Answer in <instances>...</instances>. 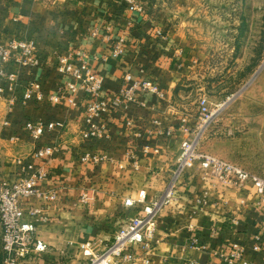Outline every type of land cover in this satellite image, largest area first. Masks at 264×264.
Here are the masks:
<instances>
[{"label": "crops", "instance_id": "crops-1", "mask_svg": "<svg viewBox=\"0 0 264 264\" xmlns=\"http://www.w3.org/2000/svg\"><path fill=\"white\" fill-rule=\"evenodd\" d=\"M242 2L235 6L240 14L230 27L234 34L223 42L231 48L225 57L202 50L208 45L197 44L190 34L186 39L176 18L164 20L169 12L152 10L149 1L140 14L129 12L124 0H0V45L17 38L33 41L48 62L32 72L18 70L23 80L43 84L45 101L17 105L10 125L0 126V147L10 146L3 150L0 181L15 180L18 156L54 149L52 156L31 159L48 172L42 188L57 196L53 203L38 204L45 218L38 223V235L49 245L40 264H82L101 254L126 220L155 204L160 206L149 251L152 264H232L235 246L242 259L233 264H264V201L255 185L222 182L201 163L181 167L183 144L195 138L200 124L198 99L191 95L206 85L211 101L223 100L231 90L240 95L222 119L224 127H232L230 132L210 133L206 142L240 143V164L235 165L264 177V57L249 58L248 51L254 31L264 24V0ZM207 7L197 0H174L173 8L181 13ZM121 41L126 52L115 59L111 52ZM77 52L92 58L94 72L104 77L107 97L130 85L126 76L131 75L153 81L165 98L140 91L137 97L145 106L127 105L107 121L89 124L88 98L74 94L68 88L72 77L57 70L61 56ZM220 62L240 63V69L246 62L255 66L235 82V72L226 73L227 68L216 65ZM56 95L61 101L52 104L49 98ZM71 97L77 107L69 104ZM6 109L0 103L2 117ZM25 118L60 121L65 129L35 141L23 134ZM102 127L108 138H83L86 130ZM16 136L19 143L13 141ZM87 157L90 162H84ZM98 158L105 159L96 163ZM127 200L134 205L126 206ZM84 243L90 244L88 252L79 249ZM143 246L135 244L131 252L141 257Z\"/></svg>", "mask_w": 264, "mask_h": 264}, {"label": "built area", "instance_id": "built-area-1", "mask_svg": "<svg viewBox=\"0 0 264 264\" xmlns=\"http://www.w3.org/2000/svg\"><path fill=\"white\" fill-rule=\"evenodd\" d=\"M153 0H124V4L129 12L144 13L147 10V2ZM158 36L164 37V32L158 30ZM126 48L124 41L118 42L112 52L111 57L122 58ZM38 54L33 41L17 38L11 40L6 45H0V101L6 103V117L4 126L10 125V115L13 114L17 105L26 106L31 101L44 102L45 90L40 82L23 80L18 70L32 72L35 68L47 65ZM15 68H17L15 70ZM57 70L64 76L72 77L73 81L68 84V88L74 94H83L88 98L86 104V119L89 124L95 120L107 121L109 116L118 108L127 105L145 106L138 99L140 91L153 93L158 98L164 99L165 92L151 80H136L131 75L126 76V81L130 84L120 90L118 94L107 97L104 93V77L94 72L92 58L85 52H77L68 56H61L58 59ZM52 104H59L61 96H51ZM72 107H77L76 97L68 99ZM199 119L200 125L197 129L202 131L204 127L212 123L215 119V112L211 109L209 98L202 95L199 99ZM131 125V122H129ZM65 123L60 121L42 122L31 118H25L22 123L23 134L35 141L41 140L44 136L55 131H63ZM106 128H91L86 130L82 136L84 139H105ZM171 132L168 134L170 135ZM193 140H187L182 148L181 167H192L198 160L202 167L217 177L222 182L244 183L252 182L258 195L264 201V180L250 175L243 169L212 156H202L196 153L197 137L195 132ZM20 136H16L13 141L19 143ZM54 149L51 147L36 149L30 158L20 155L16 158L17 173L15 180L0 181V221L3 231V250L5 254L4 264H40L43 255L49 250V245L38 235V223L44 220L43 208H38V204L46 205L56 201V192L43 189V183L48 179V172L44 166L38 165L31 160L45 159L52 156ZM105 158H98L96 163ZM84 162H90L87 157ZM172 192L167 194V199H171ZM168 203L167 200L162 202ZM132 200L126 201V206H133ZM160 204L146 207L144 213L135 219L126 220L116 231L115 236L109 246L97 255H90L82 264H120L130 262L133 264H152L149 257L151 250V240L156 232V214ZM260 241V238H258ZM144 244L145 252L141 257L136 256L132 249L134 245ZM80 251H89L90 244L84 243L79 246ZM236 251L232 255L230 262L234 259H242V250L235 246ZM259 250V247H256ZM140 261V262H138ZM190 264H198L191 261ZM244 264H249L245 262Z\"/></svg>", "mask_w": 264, "mask_h": 264}, {"label": "rangeland", "instance_id": "rangeland-1", "mask_svg": "<svg viewBox=\"0 0 264 264\" xmlns=\"http://www.w3.org/2000/svg\"><path fill=\"white\" fill-rule=\"evenodd\" d=\"M248 1L250 3V0ZM197 3L199 6H203V7H205V4H207L208 10H181V13H179L178 10L176 9L174 10L173 8L174 0H160L159 3L158 0H155L149 6H151L152 10H160V11L164 10L165 12H169L164 20H166L167 17L169 20L171 19L174 20V18H176L175 19L176 26H179V28L177 29L178 30L180 29L182 31V33L180 32L182 36L188 39L187 37L190 34V36L194 40H196L197 44L208 45V47L202 46L201 48L202 50L207 49L209 50L210 53L221 56L229 55L231 53L230 50L231 48L230 47L225 48L226 44H224L223 42L229 40L232 37V34H234L231 33L232 24H235L236 17H239L238 14H240V10H235L236 8L235 6L237 5L241 6L242 3L244 2H242V0L239 1L238 0H197ZM154 7H157V9ZM246 10H249V8H247ZM262 22H264V16L262 17ZM252 36H253L252 39L253 42L251 43V46L249 47L248 50L249 58L264 57V24L258 27L254 31ZM221 63L222 62L216 65L222 67L224 66L223 68H227L226 73H228V71L235 72V74L233 75L235 82H237V80L240 79L242 76H244V73L248 71L246 68L249 69L250 67L255 66L252 62H246L244 63V65H242V68L240 69V63L238 64H233V63L221 64ZM16 69L17 68H15V70ZM203 86L204 88L201 87L199 91L196 90V93L191 95V99L193 98L198 99V104H199L200 97L202 95H206L209 98L211 109L215 112V117H214L215 119L212 121V123L204 127L202 131L199 132V130L198 131L196 130L198 134L197 142H196L198 146L196 153L202 156L205 155L212 156L221 159L225 162L229 161L228 163L232 162L234 163L233 165L240 164V149L236 146V145L240 146V143L238 144L228 143L227 145H224L221 143L206 142L207 140L205 139L206 136L210 133L214 134L215 132H217L218 134L219 133L221 134L223 131L224 133L230 132L232 127H228V126L224 127V122L222 119L226 117V113H225L226 108L230 104L238 100V98H240V95L235 94L236 92L231 90L227 94L226 98H224L223 100L211 101V97H210L211 93L209 91V88L206 85ZM219 98L217 97L216 99ZM2 102L4 101H0V103ZM12 115H10V118L12 117ZM6 117L8 116L3 115L2 117V113L0 112V126L2 122L4 123V119ZM6 149L8 150L10 149V146H8V144H4L2 147H0V161H2V156L4 155V152H6L3 150ZM196 163H202V162L198 160ZM259 178L264 180V177H259ZM4 262H5V254L3 250V231H2V224L0 221V264H4Z\"/></svg>", "mask_w": 264, "mask_h": 264}, {"label": "trees", "instance_id": "trees-1", "mask_svg": "<svg viewBox=\"0 0 264 264\" xmlns=\"http://www.w3.org/2000/svg\"><path fill=\"white\" fill-rule=\"evenodd\" d=\"M43 59V58H42ZM43 60H45V59H43Z\"/></svg>", "mask_w": 264, "mask_h": 264}]
</instances>
